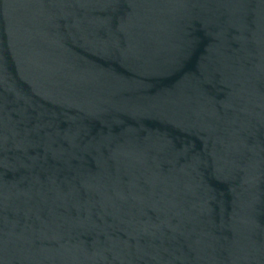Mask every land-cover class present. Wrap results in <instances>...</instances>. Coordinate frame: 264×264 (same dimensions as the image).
<instances>
[{"label": "water", "instance_id": "obj_1", "mask_svg": "<svg viewBox=\"0 0 264 264\" xmlns=\"http://www.w3.org/2000/svg\"><path fill=\"white\" fill-rule=\"evenodd\" d=\"M0 264H264V0H0Z\"/></svg>", "mask_w": 264, "mask_h": 264}]
</instances>
